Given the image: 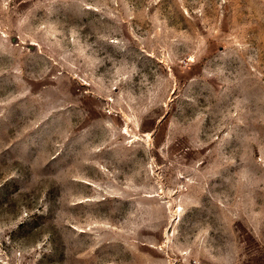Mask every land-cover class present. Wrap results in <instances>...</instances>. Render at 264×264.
Instances as JSON below:
<instances>
[{"label": "rangeland", "instance_id": "obj_1", "mask_svg": "<svg viewBox=\"0 0 264 264\" xmlns=\"http://www.w3.org/2000/svg\"><path fill=\"white\" fill-rule=\"evenodd\" d=\"M0 264H264V0H0Z\"/></svg>", "mask_w": 264, "mask_h": 264}]
</instances>
